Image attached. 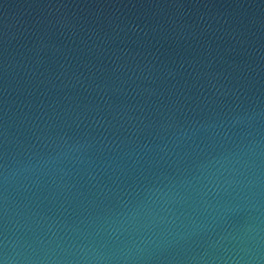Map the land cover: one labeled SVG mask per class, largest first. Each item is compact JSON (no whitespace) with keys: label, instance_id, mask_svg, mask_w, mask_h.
<instances>
[{"label":"water","instance_id":"95a60500","mask_svg":"<svg viewBox=\"0 0 264 264\" xmlns=\"http://www.w3.org/2000/svg\"><path fill=\"white\" fill-rule=\"evenodd\" d=\"M0 264H264V0H0Z\"/></svg>","mask_w":264,"mask_h":264}]
</instances>
